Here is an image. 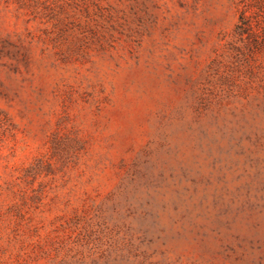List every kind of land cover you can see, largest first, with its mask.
I'll list each match as a JSON object with an SVG mask.
<instances>
[{
  "label": "rangeland",
  "instance_id": "374dc122",
  "mask_svg": "<svg viewBox=\"0 0 264 264\" xmlns=\"http://www.w3.org/2000/svg\"><path fill=\"white\" fill-rule=\"evenodd\" d=\"M248 15L256 40L241 0H0V264H264Z\"/></svg>",
  "mask_w": 264,
  "mask_h": 264
},
{
  "label": "trees",
  "instance_id": "16d2710c",
  "mask_svg": "<svg viewBox=\"0 0 264 264\" xmlns=\"http://www.w3.org/2000/svg\"><path fill=\"white\" fill-rule=\"evenodd\" d=\"M249 4L248 2H246V0H241V16H240V21L239 24L237 26V34L244 37V35H247L249 38L256 40V34L253 32V28L254 25L251 21V16L248 15V11L251 7H255L259 12L260 11H264V1L258 0V1H254L251 2L250 4V8H249ZM263 32V37H264V27L262 29ZM250 187V186H249ZM250 191V189H249ZM250 194V193H249ZM250 196V195H249ZM217 204H220V202H217ZM227 224L229 225V229L231 228V224L229 222H227ZM217 231V235L220 237L221 240L224 239V237H222V233L219 229L216 230ZM236 239L239 240L240 236L236 235ZM225 247V250L227 253L229 254H235L237 253V247L235 245H233L232 243H223V245ZM236 261L237 262H244V254L242 255H237L236 256Z\"/></svg>",
  "mask_w": 264,
  "mask_h": 264
}]
</instances>
